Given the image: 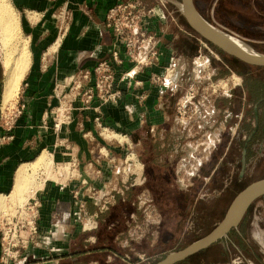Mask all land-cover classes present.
Returning <instances> with one entry per match:
<instances>
[{
	"label": "crops",
	"instance_id": "0c3cea01",
	"mask_svg": "<svg viewBox=\"0 0 264 264\" xmlns=\"http://www.w3.org/2000/svg\"><path fill=\"white\" fill-rule=\"evenodd\" d=\"M120 1L125 0L15 1L29 60L17 96L22 111L11 129L0 126V196L20 194L22 187L31 183L27 174L35 169L46 171L45 166L50 167L51 162L68 166L76 162L70 170L73 176L36 177L32 188L41 203L38 235L15 264L137 263L136 257L122 254L115 247L120 245L121 227L100 218L117 208L131 181L147 175V160L139 167L130 150L142 142L138 135L143 129L153 134L163 128L169 104L176 98L175 83L184 55L179 46L190 41V34L181 24L184 17L175 4L178 0H140L153 9L144 17V25L156 39L158 56L154 64L134 71L133 64L125 59L115 67L116 99L102 102L95 97L86 105L79 90L72 87V79L87 70L90 76L84 85H92L94 67L110 58L116 40L104 20L108 8ZM119 47L124 56L123 46ZM169 66L173 72L166 83L152 79L153 75L162 76ZM3 80L0 63V101ZM173 83L175 88L169 86ZM65 104L68 118L59 111ZM103 133L107 138H102ZM231 140L218 164L228 159ZM40 157L44 158L42 162ZM232 163L224 162L228 166ZM217 176L230 181L231 173L221 171L215 173V179ZM109 186L116 188L107 197L108 205L101 207L98 199ZM80 212L86 226L77 220ZM103 228L107 230L105 235ZM210 264H264V247L259 253L220 254Z\"/></svg>",
	"mask_w": 264,
	"mask_h": 264
},
{
	"label": "rangeland",
	"instance_id": "374dc122",
	"mask_svg": "<svg viewBox=\"0 0 264 264\" xmlns=\"http://www.w3.org/2000/svg\"><path fill=\"white\" fill-rule=\"evenodd\" d=\"M6 1L17 16L19 38L26 41L16 0ZM195 4L206 19L264 52V0H195ZM186 31L190 41L179 46L184 55L180 57V74L175 83L176 99L169 104V115L163 128L153 134L145 133L143 129L141 134L137 133L142 136V142L130 150V156L137 159L139 167L147 160V175L131 181L123 200L116 203L117 208L100 218L101 222H115L121 227L120 245L115 247L122 254L136 257V264H154L168 252L181 249L207 234L223 217L236 193L264 177V147L255 148L264 142L260 132L251 139L250 145L254 148L249 147L247 170L239 178L242 169L240 149L246 131L239 134L235 129L242 106L248 114V130L254 120H258L261 129L264 128V67L246 65L201 39L194 31ZM245 94H248L247 102ZM17 96L18 93L8 103L1 97L0 126L4 128L12 115L8 122L10 129L18 117L15 114L21 107ZM105 133L102 138H107ZM114 136L122 140L121 136ZM231 138L234 139L233 149L229 150L228 159L218 164ZM227 160H232V166L224 164ZM255 161L256 168L253 169L250 164ZM72 162L71 166L51 162L50 167L45 166L46 171H32L28 176L31 183H26L23 193L0 196V217L14 214L17 205L35 196V188H31L40 174L42 178L73 176L70 170L76 167V162ZM221 171L231 173L230 181L219 176L215 179V173ZM115 188L109 186L108 192L100 195L101 207L108 205L107 197ZM35 198L40 207L39 198ZM83 208L81 203V212ZM81 212L77 220L81 226H86ZM244 215L243 221L226 236L175 264L214 263L224 253H259L264 247V195L254 200ZM104 231L107 233V230H101L105 235ZM198 253L201 255H196Z\"/></svg>",
	"mask_w": 264,
	"mask_h": 264
},
{
	"label": "built area",
	"instance_id": "2783aa9c",
	"mask_svg": "<svg viewBox=\"0 0 264 264\" xmlns=\"http://www.w3.org/2000/svg\"><path fill=\"white\" fill-rule=\"evenodd\" d=\"M152 11V8H148L140 0L120 1L108 8L104 25L112 31L116 40L110 58L96 64L93 69L94 82L92 85H84L90 76L87 70L72 79V87L79 90L84 104L88 105L95 97L102 102L116 99L117 93L113 91L115 67L121 65L125 59L133 64L134 71L154 64L158 56L155 46L156 39L149 34L144 25V17ZM119 46H123L124 56L121 55ZM172 72L173 67L169 66L162 76L153 75L152 79L164 84L169 80ZM68 109L69 107L65 104L59 110L64 118L69 117ZM21 111L22 107L17 110L15 116ZM12 116L5 122L6 129L11 127L8 122L11 121ZM96 121L100 125L99 117H96ZM55 127H59L58 122L55 123ZM35 197L32 195L24 203L17 205L14 214L0 217V264H15L20 259L23 250L36 239L39 202Z\"/></svg>",
	"mask_w": 264,
	"mask_h": 264
},
{
	"label": "water",
	"instance_id": "95a60500",
	"mask_svg": "<svg viewBox=\"0 0 264 264\" xmlns=\"http://www.w3.org/2000/svg\"><path fill=\"white\" fill-rule=\"evenodd\" d=\"M187 25L203 40L240 61L264 67V52L249 42L206 19L196 8L194 0L175 2ZM264 195V177L254 180L240 190L230 201L222 219L205 235L187 246L168 252L154 264H175L203 250L226 236L237 227L251 203Z\"/></svg>",
	"mask_w": 264,
	"mask_h": 264
},
{
	"label": "bare ground",
	"instance_id": "6f19581e",
	"mask_svg": "<svg viewBox=\"0 0 264 264\" xmlns=\"http://www.w3.org/2000/svg\"><path fill=\"white\" fill-rule=\"evenodd\" d=\"M8 3L9 2H7L6 0H0V52L2 54V66L4 69V80H3V85H2V87H3L2 98H3L4 103L11 102V100L15 99V97L18 93V90H19L20 81H21L22 76L26 70L28 60H29L28 59L29 52H28V47L26 45V41L24 39H22V37L19 38L20 34L18 35L19 26H18L17 16H15L12 13L11 6H9L10 4H8ZM40 159L43 160L44 158L40 157L38 159L39 161L42 162V160H40ZM44 163H45V161H44ZM44 163H42V164H44ZM31 167H30V169H31ZM32 169H33V167H32ZM23 171L25 172L24 169H23ZM29 174H27L26 177L30 176ZM18 177H19V175H18ZM27 180H25V183L27 182ZM38 182H40V180ZM22 183L24 185L23 180H22ZM22 189H23V187H22ZM22 189H20V187H19V190H22ZM31 189H33V188H31ZM19 190H18V192H19ZM21 193H23V192L20 191V194ZM0 199H2V198L0 197ZM3 200H4V198H3ZM1 203L2 202H0V204Z\"/></svg>",
	"mask_w": 264,
	"mask_h": 264
},
{
	"label": "flooded vegetation",
	"instance_id": "af4514ba",
	"mask_svg": "<svg viewBox=\"0 0 264 264\" xmlns=\"http://www.w3.org/2000/svg\"><path fill=\"white\" fill-rule=\"evenodd\" d=\"M243 87V86H242ZM240 89H242V88H240ZM234 91V98H235V90H233ZM245 93V92H244ZM231 95H232V93H231ZM248 95V94H247ZM246 94H245V102H247L248 101V96H247ZM233 107H235V105L233 106ZM227 110V109H226ZM235 110H237V108L235 109ZM243 110H245V107L244 106H242V110H241V113H240V117H239V120L238 121H236L237 123L235 124V129H236V132L237 131H239V134L241 133V131L242 132H244V131H246V134H245V141L243 142V145H242V147H241V149H240V157H241V160H240V162H241V167H242V169H241V171H240V173L238 174V176H239V178L245 173V171L247 170V169H245V166L247 165V161H248V155H249V147L251 146V148H252V146H253V144L252 145H250L251 144V139H252V137L255 135V134H257V133H260V132H262L263 133V135H264V128L263 129H261L260 128V125H259V122H258V120H254V123H253V125H252V128H251V130H248V120H246V119H248L247 118V111H243ZM232 112V111H231ZM257 118V117H256ZM247 128V129H246ZM236 135V134H235ZM264 137V136H263ZM233 140L234 139H232V141H231V143H230V147H229V149H233V145H232V142H233ZM257 143V142H256ZM232 145V146H231ZM264 147V142H261V144L260 145H258V146H255V148L256 147H258L257 148V150L259 149V147ZM253 148H254V146H253ZM243 160H245V165L243 166ZM255 163H256V161L255 162H253L252 164H250V165H252L253 166V169H255L256 168V165H255ZM248 172V171H247Z\"/></svg>",
	"mask_w": 264,
	"mask_h": 264
},
{
	"label": "trees",
	"instance_id": "16d2710c",
	"mask_svg": "<svg viewBox=\"0 0 264 264\" xmlns=\"http://www.w3.org/2000/svg\"><path fill=\"white\" fill-rule=\"evenodd\" d=\"M197 7V6H196ZM198 9V8H197ZM199 11V10H198ZM181 24L183 25V27L185 28V29H188V30H191L192 32H193V30L187 25V23L185 22V20L183 19V18H181ZM246 65H248V64H246ZM241 73V72H240ZM176 99V98H175ZM245 216V215H244ZM244 218V217H243ZM243 218H242V220H241V222L243 221ZM240 222V223H241ZM203 253V252H202ZM196 255H201V254H196ZM194 256V255H193ZM206 264V263H205ZM208 264H210V263H208Z\"/></svg>",
	"mask_w": 264,
	"mask_h": 264
}]
</instances>
